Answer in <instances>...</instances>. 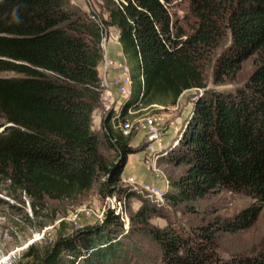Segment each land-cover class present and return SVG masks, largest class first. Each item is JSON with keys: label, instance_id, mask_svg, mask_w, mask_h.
Listing matches in <instances>:
<instances>
[{"label": "trees", "instance_id": "trees-1", "mask_svg": "<svg viewBox=\"0 0 264 264\" xmlns=\"http://www.w3.org/2000/svg\"><path fill=\"white\" fill-rule=\"evenodd\" d=\"M102 8L105 20L69 0H0V75L11 74L0 76V118L9 124L0 132V178L28 199L33 214L45 201L75 205L93 190L101 200L123 197L127 209L135 194L121 187V174L137 150L118 122L131 120L128 111L174 106L184 92L204 90L205 65L221 79L255 57L243 86L194 100L164 155L183 168L168 182L165 206L195 215L205 198L222 192L253 203L230 220L189 230L152 226L164 214L149 199L127 209L126 229L106 210L100 222L59 237L42 255L30 246V264H143V241L157 250L153 264H264V252L222 259L216 247L220 233L247 230L261 213L264 219V0H188L187 35L162 0H103ZM109 27L119 32L131 87L118 116L108 111L96 135L91 114L101 105L97 69ZM226 35L229 44L214 60Z\"/></svg>", "mask_w": 264, "mask_h": 264}, {"label": "rangeland", "instance_id": "rangeland-1", "mask_svg": "<svg viewBox=\"0 0 264 264\" xmlns=\"http://www.w3.org/2000/svg\"><path fill=\"white\" fill-rule=\"evenodd\" d=\"M69 1L71 5L80 9L84 13H87L89 17H91L90 12L95 11L97 16L102 20L106 19V13L102 8L103 0ZM162 4L167 9L171 22L177 23L180 28L184 29L186 35L190 34L189 27L192 25L193 20L188 15V0H162ZM106 30L103 37L106 34L108 38L110 35L108 34V31L106 32ZM103 44L104 40L101 43L102 49ZM228 44L229 38L226 35L225 39L214 50V60L220 52L228 46ZM101 62L105 64L103 50ZM254 68L255 57H251L242 63L239 71L233 76L217 79L212 65H205L204 73L206 78V88L204 90L198 91L193 89L191 91L184 92V94L178 98L174 106H159L162 107L161 109H151V106L140 110V112H130H136L138 116L143 113L155 116L159 120V128L161 129L164 138L166 135L173 138L181 129L183 124L182 119L185 118L186 115L188 116L191 110L190 107H192L194 100L199 97L198 95L201 91L224 92L240 88L245 84ZM0 76L11 77V74L6 73L1 74ZM99 79L101 82L100 77ZM108 111L103 114L105 115ZM118 112L114 111L116 116H118ZM132 118H134V116H132ZM118 124L120 123L118 122ZM8 126L9 124H6L0 118V132H3ZM91 126H93L92 121ZM117 128H119L118 125ZM97 135H101V133ZM130 138L131 141L136 140L137 142V146L134 148L137 150L136 153L142 152L143 150L145 153L146 143L144 135L133 129L130 133ZM168 145L169 144L166 145L165 143V147H168ZM100 151L108 160L113 159L112 154L107 152L103 146H100ZM131 157H133V155ZM143 164L149 173L161 181L162 185L157 188H160L164 191V193L167 190L165 183H167L168 186L170 179H176L183 172L182 167L175 168L169 164L166 156L157 160L156 170H158V175H156L154 169L149 166L146 167L145 158H143ZM132 175L135 176L133 173H129L127 168L126 170H123L121 180H123L126 176ZM126 179L123 181H126ZM132 179L136 184H138L134 178ZM140 184L149 183H139L138 185ZM121 187L129 189L135 194V197L128 201V212H134L140 207L143 201L149 199L146 195L134 191L133 187L129 184L127 185L121 183ZM105 198L103 200L99 199L96 196L95 190H93L91 193L80 199L75 205L71 203L45 201L43 206L36 210V214H33L31 212L28 199L20 195L18 191L12 189L0 178V264H30L32 262V258H27L26 256L27 249L30 246L34 247V252H36V254L42 255L59 237L70 234L77 229L79 230L95 225L97 223L98 215L103 207ZM252 203L253 201L244 195L222 192L205 198L200 203L197 214L188 215L185 214L181 208H169L165 206V203L163 202L156 206L160 208L163 207L161 213L164 214V218L153 217L150 224L159 229H164L169 226L174 230H180V228L189 230L196 226H204L208 222H212L215 219H219L221 221L230 220L241 210L249 207ZM127 209L126 214H128ZM75 213L77 214V218L73 221L72 217ZM126 225L128 227V223ZM120 242L123 246H125L126 242L123 239H120ZM139 244L142 247V253L147 255L148 258L143 264H153L154 260L158 258L156 255V248L145 241ZM216 245L217 251L222 259H229L233 256H251L263 253L264 219L262 213L258 216L251 228L247 230L239 231L233 234L220 233L216 240Z\"/></svg>", "mask_w": 264, "mask_h": 264}, {"label": "built area", "instance_id": "built-area-1", "mask_svg": "<svg viewBox=\"0 0 264 264\" xmlns=\"http://www.w3.org/2000/svg\"><path fill=\"white\" fill-rule=\"evenodd\" d=\"M116 5H126V0H112ZM105 65L107 67H112L118 69V77L116 82L118 84V92L120 96L127 99L130 95L131 87V77L130 70L126 63L116 62L104 58ZM128 116H134L131 120H126L124 123L118 125L124 136H128L133 129L141 132L145 137V153L144 158L146 159V167H150L155 170L156 175H158V170H156L157 160L166 154L165 140L161 129L159 128V120L155 116L149 114L137 115V113L128 112ZM121 183L129 184L133 187L134 191L140 192L146 195L155 204L159 205L164 202V191L157 188L154 185L149 184H136L132 178L126 179V181L121 180ZM166 188L167 183H165ZM106 210L112 211L115 215L119 216L120 220L124 223V229L127 228L128 217L126 214V200L123 197H119L115 194L107 196L103 202V207L98 215L97 222L102 220L103 213ZM77 218L75 213L72 217L74 221Z\"/></svg>", "mask_w": 264, "mask_h": 264}, {"label": "crops", "instance_id": "crops-1", "mask_svg": "<svg viewBox=\"0 0 264 264\" xmlns=\"http://www.w3.org/2000/svg\"><path fill=\"white\" fill-rule=\"evenodd\" d=\"M107 29L108 30H106V32L108 31V34L110 36L107 38L105 34V37H104L105 40H104L103 49H102L104 58H107L108 60H113L116 62L126 63V60L121 50V46L118 42V37H119L118 30L113 27H109ZM97 70H98L99 77L101 78L103 94H102L100 108L95 109L91 114V121L93 124V126H91V130L96 135L101 133L100 128H101V121H102L101 119H103L102 116L104 115L103 113H105L108 110H113L115 112H118V110L120 109V106L125 101V99L122 98L118 92V84L116 82V78L118 77V73H119L118 69L107 67L103 62H100ZM153 108L161 109L162 107L153 105L151 109ZM185 118L182 119V122H184ZM173 138L168 137V135H166V137L164 138L166 145L170 144ZM130 144L132 148H135V146H137L136 140H132ZM132 155L133 157H131ZM132 155L128 156L127 163L123 170H126L128 168L129 173H133L135 176L133 175L126 176L123 178V180L126 178H134L136 182H138V184L139 183H149L156 187L161 186L162 185L161 181L156 179L144 167V164H143L144 150L142 152L135 153ZM165 164H168V163H165Z\"/></svg>", "mask_w": 264, "mask_h": 264}, {"label": "clouds", "instance_id": "clouds-1", "mask_svg": "<svg viewBox=\"0 0 264 264\" xmlns=\"http://www.w3.org/2000/svg\"><path fill=\"white\" fill-rule=\"evenodd\" d=\"M15 19H16L17 22H19V17L18 16H15ZM118 36H119V34H118ZM104 37H103L102 41L105 40Z\"/></svg>", "mask_w": 264, "mask_h": 264}, {"label": "water", "instance_id": "water-1", "mask_svg": "<svg viewBox=\"0 0 264 264\" xmlns=\"http://www.w3.org/2000/svg\"><path fill=\"white\" fill-rule=\"evenodd\" d=\"M198 91H199V90H198ZM202 93H203V92L201 91V92L199 93V95H198V96L202 95Z\"/></svg>", "mask_w": 264, "mask_h": 264}]
</instances>
